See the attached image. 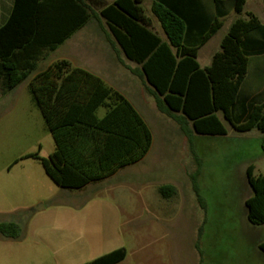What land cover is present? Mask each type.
I'll return each instance as SVG.
<instances>
[{"label":"rangeland","instance_id":"1","mask_svg":"<svg viewBox=\"0 0 264 264\" xmlns=\"http://www.w3.org/2000/svg\"><path fill=\"white\" fill-rule=\"evenodd\" d=\"M152 1L142 4L159 29L150 13ZM259 1L251 8L264 24ZM231 21L228 16L202 46L184 43L199 46L201 67L219 51ZM27 83L0 93V224L16 227L10 235L0 233V264H77L84 251L116 245L126 250L119 264H264L241 207L248 193L242 169L246 146L233 139L226 122L227 137L188 138L149 99L142 115L152 145L144 159L83 192H69L27 157L38 151L48 157L54 150ZM263 168L264 160L257 161L255 174ZM162 186H171L174 194L163 198ZM38 206L43 210L35 212ZM256 232L257 239L264 238L263 226ZM57 233L66 237L54 240Z\"/></svg>","mask_w":264,"mask_h":264},{"label":"trees","instance_id":"2","mask_svg":"<svg viewBox=\"0 0 264 264\" xmlns=\"http://www.w3.org/2000/svg\"><path fill=\"white\" fill-rule=\"evenodd\" d=\"M90 1L125 57L140 66L139 75L158 111L173 119L185 136H225L224 122L237 132L257 129L263 134L264 154V103L249 104L238 119L232 114L248 56L264 52V40L247 43L250 34L264 33L257 17L249 13L246 20H234L209 66L201 68L197 62L199 46L184 43L204 45L222 27L218 17L196 40L201 26L192 24L194 17L183 11V0H154L150 13L166 37L162 40L150 29L144 0ZM229 1L240 16L246 0ZM17 3L19 0L16 8ZM12 25L13 17L0 28V93L5 95L28 81V90L54 143L48 157H41L39 151L27 157L38 160L56 186L69 190L81 189L141 162L151 148L152 134L119 92L67 61L38 71L39 62L69 33L53 39L51 32L19 33ZM99 110L103 111L101 117ZM246 177L252 191L245 201L247 220L260 226L264 224V174L253 176V166H249ZM158 192L163 198L174 194L171 186H162ZM15 229L13 224H0L4 235ZM258 248L264 253V241ZM125 256V249L119 248L85 264H117Z\"/></svg>","mask_w":264,"mask_h":264},{"label":"crops","instance_id":"3","mask_svg":"<svg viewBox=\"0 0 264 264\" xmlns=\"http://www.w3.org/2000/svg\"><path fill=\"white\" fill-rule=\"evenodd\" d=\"M114 1L115 0H105V2L108 4ZM189 1L193 2L190 3ZM253 1L254 0L245 1L244 10L240 16L235 14L233 4L229 0H218L217 2L214 0H183L181 7L186 15L194 17L192 24L202 26L200 33L203 31V29L205 30V28L215 17H218L222 22V27L220 28L222 29L223 21L228 16H232V21L230 22L225 33L226 35L230 25L237 18L246 20L247 14L249 13L257 17L251 8ZM259 2H261L264 7V0H260ZM152 3L153 1L150 3V7ZM98 13L99 10L94 8L92 1L90 0H19V5L17 3V8L16 0H0V28L6 25L13 17L12 30L19 33L27 32L39 34L42 32H51L53 34V39L62 38L63 35L69 33L68 36L62 40V42L55 46L52 52H48L46 54L44 60L39 62L38 71L45 69L55 62L67 61L71 67L82 69L96 76L107 87L119 92L133 106V108L138 112V114L148 126L143 115H146L145 112H147V108L149 107V99L153 100L154 109L159 112L156 107L155 99L147 92L145 84L139 75L140 66L125 57L120 47L111 36L105 20L102 19ZM146 16L148 17L150 23V29L155 32L162 40H166L159 23L157 22L159 26L158 29L154 26L151 17L147 14ZM260 23L264 27V24L261 21ZM199 35L200 34H198V36L196 35V40ZM210 39L206 43H208ZM263 40V32L252 33L247 37V43H259ZM21 84L16 86L14 89L18 88ZM26 88H28V83ZM251 103H264V52L259 54L252 53L250 56H248L246 76L238 92L237 104L232 111L235 119L240 118L242 109L247 108ZM217 115L220 119H222L220 113ZM232 130L234 133L233 139L245 144V150L247 151V156L245 157L246 159L242 166L244 171L243 177L248 191L247 195L242 199L241 202L245 223L251 232V236L254 237L253 241L255 243L256 249L259 251V254L264 257V253H262L258 248V245L264 241V238L257 239L255 237V233H257L256 230H259V227H264V224L260 226L250 224L247 220V210L245 207V201L252 196V191L248 186L246 177L247 168L249 166H253V176L255 177L264 174V168L262 170L263 172H258V174H255L256 162L264 160V154L261 149L263 134L257 129H252L248 132H237L233 128ZM227 136L228 131L226 129L225 136L207 137ZM251 144L253 145L254 149H256L255 152L250 151ZM119 171L110 177L90 183L81 189L64 190L69 192H83L93 184L105 182L113 178ZM41 210H43V208H40L38 211ZM52 237L54 240H59L58 237H66V234L57 233L53 234ZM119 248L123 247L121 245H116L114 247H107L101 252H90L88 254L84 251L82 256L86 257H83L77 262V264L88 263ZM85 250H87L86 247Z\"/></svg>","mask_w":264,"mask_h":264},{"label":"water","instance_id":"4","mask_svg":"<svg viewBox=\"0 0 264 264\" xmlns=\"http://www.w3.org/2000/svg\"><path fill=\"white\" fill-rule=\"evenodd\" d=\"M40 208H42V207L38 206V207H36V208L34 209V211L37 212Z\"/></svg>","mask_w":264,"mask_h":264}]
</instances>
